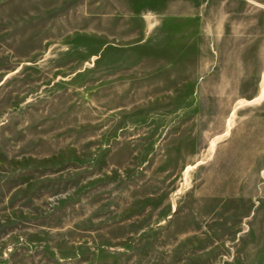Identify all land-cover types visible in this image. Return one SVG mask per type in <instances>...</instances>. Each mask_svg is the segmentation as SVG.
<instances>
[{"label":"rangeland","instance_id":"374dc122","mask_svg":"<svg viewBox=\"0 0 264 264\" xmlns=\"http://www.w3.org/2000/svg\"><path fill=\"white\" fill-rule=\"evenodd\" d=\"M0 264H264V0H0Z\"/></svg>","mask_w":264,"mask_h":264}]
</instances>
